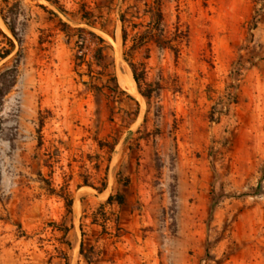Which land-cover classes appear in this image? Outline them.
Listing matches in <instances>:
<instances>
[{
    "label": "rangeland",
    "instance_id": "1",
    "mask_svg": "<svg viewBox=\"0 0 264 264\" xmlns=\"http://www.w3.org/2000/svg\"><path fill=\"white\" fill-rule=\"evenodd\" d=\"M150 3L0 0V264H264V0Z\"/></svg>",
    "mask_w": 264,
    "mask_h": 264
},
{
    "label": "trees",
    "instance_id": "2",
    "mask_svg": "<svg viewBox=\"0 0 264 264\" xmlns=\"http://www.w3.org/2000/svg\"><path fill=\"white\" fill-rule=\"evenodd\" d=\"M150 6H151V20H152L154 25H156V24L159 25L160 22L162 21V15H161V12H160L161 0H151ZM3 21H4V19H3ZM119 21L123 25V23H124L123 22V17H121ZM4 24L7 27L8 31L11 34H13L12 29L7 26L5 21H4ZM126 38H127L126 32H125L124 28H122V30H121V40H122L123 45L126 42ZM161 40H163V32H162L161 29H157V32L147 33L145 35L139 36L138 39L136 40V43L143 44V42H144V43L154 44L155 46L160 47V45L162 44ZM9 54H10L9 51H5V53L2 55V58L3 59L6 58ZM129 67H130V70H131L132 79H133L135 85L137 86V88L139 89L140 83L143 80L142 75H138L136 73V70H135L133 65H129ZM140 95L144 99H149L148 95H144L143 93H141ZM113 200H115L117 204H119V205L121 204V198L120 197H115V198L108 197L106 202H107V204H110ZM81 252H82V248H80L79 254H82Z\"/></svg>",
    "mask_w": 264,
    "mask_h": 264
},
{
    "label": "bare ground",
    "instance_id": "3",
    "mask_svg": "<svg viewBox=\"0 0 264 264\" xmlns=\"http://www.w3.org/2000/svg\"><path fill=\"white\" fill-rule=\"evenodd\" d=\"M120 84L125 91L136 96L135 85L130 73H128L126 77L120 79Z\"/></svg>",
    "mask_w": 264,
    "mask_h": 264
}]
</instances>
